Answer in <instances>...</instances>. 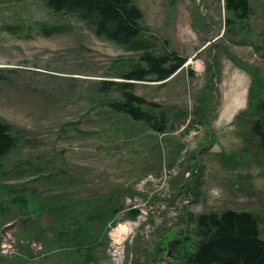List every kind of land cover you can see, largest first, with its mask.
<instances>
[{
	"label": "rangeland",
	"instance_id": "1",
	"mask_svg": "<svg viewBox=\"0 0 264 264\" xmlns=\"http://www.w3.org/2000/svg\"><path fill=\"white\" fill-rule=\"evenodd\" d=\"M134 2L151 48L188 57L171 77L136 85L172 110L166 134L122 118L115 128L126 134L111 132L88 102L93 82L134 51L45 0H0V117L19 136L0 160V264H62L61 257L83 264L75 251H46V239L27 241L10 202L16 189L29 195L31 210L35 192L46 202L59 169L78 177V198L93 194L94 183L124 192L125 208L88 264H174L197 237L194 217L206 211L252 212L264 238V150L238 117L264 88V0H251L250 17L228 25L225 0ZM27 159L49 165L51 176L14 172ZM132 207L136 218L127 214ZM42 222L48 227L47 215ZM119 224L130 227L122 242L114 236Z\"/></svg>",
	"mask_w": 264,
	"mask_h": 264
},
{
	"label": "trees",
	"instance_id": "2",
	"mask_svg": "<svg viewBox=\"0 0 264 264\" xmlns=\"http://www.w3.org/2000/svg\"><path fill=\"white\" fill-rule=\"evenodd\" d=\"M45 2L55 13L74 14L94 28L97 36L124 45L128 51L136 53L129 61L114 63L108 75L93 82L88 102L107 117L102 119L103 127L114 126L113 130L109 128L111 132L121 131L120 134L125 135L126 132L115 128V125L122 126L118 123L122 118L140 123L156 134L168 133L172 110L138 94L136 85L171 77L183 68L188 57L168 49L157 52L151 48L153 35L143 26V11L134 0ZM225 8L234 18H228L227 25L235 18L239 21L249 18L252 12L251 0H225ZM260 90V97L250 102L248 109L238 117L249 120L250 131L264 150V88ZM18 144V134L0 117V160ZM18 164L21 165L15 167L16 173H31L35 178L51 176L49 165L44 166L31 159ZM45 170H49L48 173L44 174ZM77 178L59 169L53 178L57 180L54 186L56 193L42 202L43 196L35 192L32 199L36 204L32 210L29 195L23 189H16V195L10 202L18 209L17 216L22 221L27 241L46 239V251H75L81 254L82 263L88 264L95 261L96 248L99 241L106 238L108 226L124 210V192L118 186L94 183L93 194L78 198L73 191L82 187ZM1 211L5 214L10 210L2 208ZM127 214L136 218L140 210L132 207ZM44 215H47L48 227L42 222ZM194 222L197 237L182 247L181 253L174 257V264H264L261 222L252 212L233 209L206 211L196 215ZM1 260L5 259L0 257ZM61 261L66 264V258L61 257Z\"/></svg>",
	"mask_w": 264,
	"mask_h": 264
},
{
	"label": "bare ground",
	"instance_id": "3",
	"mask_svg": "<svg viewBox=\"0 0 264 264\" xmlns=\"http://www.w3.org/2000/svg\"><path fill=\"white\" fill-rule=\"evenodd\" d=\"M241 95V94H240ZM242 96V95H241ZM237 103L240 104L241 97H238ZM242 101V100H241ZM130 232V227L127 224H119L114 230V236L118 242H122Z\"/></svg>",
	"mask_w": 264,
	"mask_h": 264
}]
</instances>
